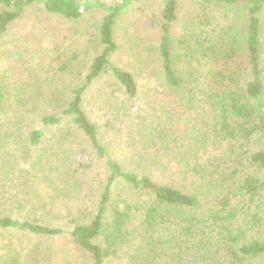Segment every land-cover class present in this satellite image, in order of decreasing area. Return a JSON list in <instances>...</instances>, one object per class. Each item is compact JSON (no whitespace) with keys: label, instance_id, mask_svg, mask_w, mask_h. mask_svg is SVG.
<instances>
[{"label":"trees","instance_id":"16d2710c","mask_svg":"<svg viewBox=\"0 0 264 264\" xmlns=\"http://www.w3.org/2000/svg\"><path fill=\"white\" fill-rule=\"evenodd\" d=\"M139 1L104 6L91 0H0V37L35 6L68 22L92 9L105 14L99 26L104 49L66 108L28 107L25 101L14 106L9 102L16 94L0 84V142L16 140L24 157L35 149L31 166L20 172L21 186L33 189L35 201L20 200L19 206L68 212L70 201L56 195L64 197L65 188L58 187L64 181L76 187L64 178L74 179L65 162L68 146L83 140L108 173L93 216L69 221L73 245L91 264L111 257L133 264H264V0H200L197 10L204 13L190 12L184 22L189 26L177 37L171 28L180 2L163 1L151 21L161 86L142 115L117 130L125 153L115 157L82 109L83 94L109 69L127 99L137 96L134 76L109 56L118 50L117 18ZM40 95L58 101L56 94ZM32 118L50 129L48 137L31 128ZM246 167L253 173L241 175ZM68 195L78 196L75 189ZM0 229L45 238L63 233L8 216H0Z\"/></svg>","mask_w":264,"mask_h":264},{"label":"rangeland","instance_id":"374dc122","mask_svg":"<svg viewBox=\"0 0 264 264\" xmlns=\"http://www.w3.org/2000/svg\"><path fill=\"white\" fill-rule=\"evenodd\" d=\"M76 1L78 4L84 2ZM91 1L104 6H115L119 0ZM163 1L141 0L133 3L121 13L114 26L118 50L110 54L109 61L134 76L138 87L137 96L127 99L109 69H105L84 91L82 109L99 129L100 142L107 147L111 156L121 157L125 149L123 142L119 143L122 140L117 130L131 126L133 118L142 115L149 101L154 99L155 88L160 89L161 73L154 61L152 49L157 43V35L151 21L156 20ZM179 2V20L171 28L172 35L176 37L184 32L182 28L185 18L194 9H198L200 0ZM202 13L204 11L199 9L195 16ZM104 16L103 10L92 9L85 12L77 22H68L45 15L37 6L26 10L0 37V84L8 85L9 90L16 94L9 104L16 106L18 102L25 101L28 107L52 105L55 110L59 106L66 108L73 92L85 85L90 65L104 49L99 41V26ZM189 24L186 22L187 26ZM51 93L57 95V102L53 103L49 101V97L40 95ZM31 123L32 129L43 131L45 137L50 135V129L35 118H32ZM17 143L19 142L13 139L5 144L0 142V156H3L0 162L6 161L0 165V216L43 223L62 229L63 233L45 238L0 229V264L13 260L17 264H91L88 255L73 245L69 235L72 224L69 221L72 218L82 219L83 215L90 219L95 213L108 176L103 161L97 159L85 141L77 140L70 144L65 172L72 174L74 179L64 178L72 179L69 183L76 187H66L64 181L58 186L60 189L65 188L64 197L56 195L62 203L70 201V206L67 205L68 212L63 209L57 215L56 211L60 206L41 209L39 204L31 210L28 203L26 207L19 206L20 200L35 201L31 197L33 189L21 186L24 179L20 178V172L31 166L35 149H31L30 156L24 157L17 148ZM244 173H253V169L246 167L240 174ZM68 189H75L78 196L70 200ZM50 192L52 195L54 189ZM42 197L45 200L49 198L44 196L43 188ZM105 264L133 263L125 259L112 260L111 257Z\"/></svg>","mask_w":264,"mask_h":264}]
</instances>
